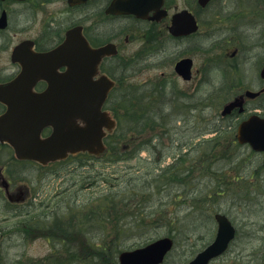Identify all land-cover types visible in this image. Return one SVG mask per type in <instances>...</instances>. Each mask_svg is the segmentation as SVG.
I'll list each match as a JSON object with an SVG mask.
<instances>
[{
    "label": "rangeland",
    "instance_id": "1",
    "mask_svg": "<svg viewBox=\"0 0 264 264\" xmlns=\"http://www.w3.org/2000/svg\"><path fill=\"white\" fill-rule=\"evenodd\" d=\"M217 13L218 12L214 10V14ZM222 15L224 16L225 13ZM66 28L67 26L63 28V31ZM36 29V37L39 38L43 28L38 25ZM15 38L16 37H13V39ZM139 43L140 42L130 45L128 50L127 48H124L120 52V56L128 57L131 52L138 49ZM198 43L201 44L199 41ZM231 46L239 47V44L235 41L234 43L228 44V46L226 45L223 53L227 51L229 54L228 51H231L229 49ZM179 50H185V46L182 45ZM171 52L174 53V50H171ZM244 55L245 58L243 60L247 61L242 64V71L246 74V77L251 76L253 78V84L256 85V82L259 80V70L264 63V60L262 62L264 56H262V53L260 52H254L252 58H249V54ZM213 57H216V60H218L217 57L222 56H216L214 54ZM237 57L239 60H242L243 55L240 53ZM171 58L173 57L171 56L167 58L168 62L163 67H150V69L138 72L135 74L134 79L146 80L148 76L150 78L163 76L164 79L173 84V88L186 89L189 87L188 83L179 80V78L174 75L173 65L170 62ZM202 62V59L198 58V61L196 62L197 69L202 67ZM222 65L225 66L224 62H222ZM2 68L5 69L2 70ZM13 69L9 54H3V57L0 60V70H2L0 76L7 77ZM219 73L220 71L211 72L213 86L204 85L201 91L199 90V94L211 92L212 94H209L212 95V98L224 94V87L219 85ZM242 83H244V81ZM199 85L200 82L196 83V88ZM225 88L228 89L227 87ZM256 88L257 87H255V89ZM229 92L231 93V97L233 93L237 94L240 90H229ZM211 108L215 109L212 111H203L204 114L215 112L219 107L212 106ZM258 112L262 113L261 110ZM199 114L200 113L194 115L199 116ZM235 125L236 122L233 123V126ZM166 133L168 134L169 132L166 131ZM189 133L190 132L185 135H183L184 133L175 134L173 139L169 136L162 137L160 142L162 144L163 152H172L173 146H178V144L172 143V140L174 139L177 143L182 142V144H185V141L187 140L186 138L191 137V144L197 143L199 139H194V135H190ZM212 137H214V135L209 137L206 136L204 138L211 139ZM232 142L233 136L231 135V132H224L220 136V147L216 150V154L213 153V158L209 160L212 163L211 166H214L212 167V172L209 178L202 177L200 179H193L189 185H183L184 187H167L165 190L156 193V196L153 198L157 204L159 202L164 204L166 210L171 211L177 208L175 214L180 218V223L173 226L174 230L170 232L175 238V250L169 255L165 264H186L205 246L211 243L215 238L217 231V224L214 221V215L216 213L226 214L233 221V224L238 230V237L231 246L230 252L217 259L214 264H264V171L260 169L263 165V155L258 153H255L254 155L248 148H243L241 153L237 154L238 152H236L234 148V154L231 155L230 159L221 160L220 157L225 153H227V155L229 154L227 147H231L230 144ZM211 146V144L207 143L201 148L210 151ZM141 158V161L134 159L129 163L121 162L112 165L105 164L103 161L89 160L86 161V165L84 166L81 165V162L74 160L68 161L63 165L54 168L53 171H44L39 169L36 165L26 164L20 166L19 169H15V174H19V179L22 181L15 183L14 189H17L18 187L29 188L31 191L30 193L33 194L31 202L38 207H42L43 210H46L47 214L50 215L49 212L52 208H55L59 202L63 201L64 204L69 203L72 195L71 186L79 183L81 180L86 182L89 177L92 178L95 176V179L97 180H101L100 176L115 177L118 179L117 183H119V186H116V188L124 190L123 192L125 195H128L131 188H137L136 190L139 191H141L139 188L146 189V187L152 183L150 182L151 177L148 172L149 168H151L154 163L152 162L150 164V158L147 153H143ZM0 159V167L3 163L5 165L9 164L12 159V154L10 155L6 148L0 149ZM168 162H170V160H168ZM8 170L11 169L7 166L5 168L6 175H9V173H7ZM258 170L260 173L255 174ZM195 174H197V172H195L194 175ZM237 176L244 177L245 182H232V179L234 180ZM133 180L137 185L131 183ZM81 184L82 183H80V185ZM99 184L100 187L95 190H84L80 195L79 203L86 202L90 199L96 198L98 195L107 193L109 185L102 180L99 181ZM127 186L131 188H128ZM185 194L188 195L189 199L192 198L190 197L192 194L199 198L206 197V199L208 198V194H211V199H207V202L202 201L199 203L201 204L200 210L194 214H190V210L187 208L188 205L187 207L183 205L188 198L185 199L180 197ZM152 204L153 203H146L145 206H152ZM29 207V205H26V207L18 208V210L15 209L16 207L11 206L8 199L6 200L5 197L0 199V221L6 218L4 222H0V264H35L36 262L27 261H40V259L49 254L51 245L48 242L49 237L47 235L41 236L40 234L32 233V230L28 232L26 237L24 236V233H21L23 232L21 220L27 218L25 215H27L26 210ZM74 209L75 207L69 208V211L64 213L68 214ZM150 209L152 208H149L148 210ZM64 210L65 209L60 211ZM33 212L34 213L28 217L31 218V223L39 224L41 220L37 214L41 213L42 217L44 212H42V210L41 212H38V210ZM74 213H76V210H74ZM166 216L168 219L173 217L170 213ZM105 223L104 225L101 223V228H104L107 230L106 232H109L107 228H111V226ZM5 225L8 228L1 229L2 226ZM87 226V224L82 223L78 232H81L86 228L85 231L87 234L90 233L88 230L91 231V228H100L99 225H96L95 227ZM176 227L178 228L176 229ZM18 228H21L20 234L16 232L18 231ZM141 229L143 232L137 235V238L133 237L129 239L125 246H133L158 237H165L166 231L159 229V226L149 224L147 227ZM103 235L102 232L100 235L90 233L86 237V235L82 236L76 232L74 236L67 239V241L73 245V247L70 248L75 255H78L80 259H85L87 254L86 247H88L86 243L93 242L97 244L99 239L100 241L102 240ZM58 255L60 256V254ZM62 259L65 258L62 257Z\"/></svg>",
    "mask_w": 264,
    "mask_h": 264
},
{
    "label": "flooded vegetation",
    "instance_id": "2",
    "mask_svg": "<svg viewBox=\"0 0 264 264\" xmlns=\"http://www.w3.org/2000/svg\"><path fill=\"white\" fill-rule=\"evenodd\" d=\"M114 1L0 0V21L4 17V23L0 22V60L5 53L11 56L13 50L24 41L32 42V49L36 52L56 49L65 40L66 33L70 29L79 28L92 48L113 44L118 50L116 57L103 59L99 66L100 75H107L112 80L116 79L112 75L118 72V67L121 66L120 52L140 42L137 50L124 57L129 63L127 67L129 74L134 70H143L149 65H161L168 61L166 58L172 56V48L175 64L184 58H191L195 67L198 58H201L203 65L193 70V74L195 72L202 77V82L208 83L206 81L212 80L213 55L217 50L223 54L221 60L225 65L220 72L223 80L221 84L224 88H228L226 89L228 92L240 90L237 94L233 93L232 101L244 96L247 91L261 92L255 98L246 96L243 101L244 112H240L239 108L235 109L221 124L225 123L224 125L232 128L234 122L243 121L253 112L261 110L264 113V92H262L264 80L260 75L261 70L256 85L253 84V78L246 77L242 71V64L247 61L243 60L244 54H249V58H252L254 52H260L264 56V0H209L205 4L200 0H163L160 7L159 0H129L131 4H137L145 10L149 9L146 18L139 17L135 13L111 12ZM158 9L166 10V17L161 18L157 13ZM214 10L218 13L214 14ZM183 14L185 15L182 16ZM191 16L198 24L197 31H191L193 28ZM175 17L177 23L183 25L184 32L177 36L169 32ZM38 25L43 28L39 38L36 37ZM235 41L239 47L231 46L233 48L229 47L231 50L228 51L229 54L227 51L223 53L225 46ZM182 45L185 46V50L180 51ZM240 53L243 55L242 60L237 57ZM158 58L162 61L155 63ZM12 66L15 71L5 78L11 79L20 72L18 64ZM195 78L193 76V79ZM256 86L258 87L255 89ZM47 87L45 83L37 86L40 91ZM0 109L2 114L5 108L0 105ZM14 187L15 183L5 182L0 171L2 197L11 194L14 201H20L22 192L26 195L31 194L29 188L14 189ZM24 198L22 202L9 203L16 207L15 209L26 207V197Z\"/></svg>",
    "mask_w": 264,
    "mask_h": 264
},
{
    "label": "trees",
    "instance_id": "3",
    "mask_svg": "<svg viewBox=\"0 0 264 264\" xmlns=\"http://www.w3.org/2000/svg\"><path fill=\"white\" fill-rule=\"evenodd\" d=\"M122 64L123 74H113L118 79V86L114 90L108 106V109L117 120V128L106 140L107 152L103 155L102 161L110 165L121 162L129 163L134 159L141 161V152L147 151L151 158L150 164L154 163L148 172L152 183L146 189L139 188L141 191L136 190L137 188L128 187V185L127 187L131 189L128 195H125L124 190L116 188V186H119V183H117L118 179L100 176L101 180L109 185L107 193L98 196L94 200L79 204L74 209L76 213L73 210L66 214L60 211L62 208H56L50 215L47 214V211H44L42 217L40 214L38 216L41 220L39 224L31 223L32 221L27 220V218L21 220L23 232L20 231L21 228H18V233H24L26 237L28 232L32 230V233L40 234L41 236L47 235L52 246L51 254L46 258L40 261L27 262H36L35 264H113L117 261L119 253L130 247L128 245L125 246L126 242L133 237L137 238V235L143 232L140 228L148 226L147 220L153 221L151 217L162 215V217H158L153 221L154 225L159 226L164 222L163 216L172 212V210H166L164 204H157L153 200L156 193L165 190L167 187H184L189 185L193 179L210 177L214 166H211L212 163L209 160L213 158V153L216 154V150L220 147V137L217 135L216 138L206 140L203 136L214 132V130L206 129L203 132L192 130L189 134L195 135V138H192L199 139L197 143L191 144V137L186 138L185 144H182V142L176 143L178 146H173L172 152L164 153L160 139L166 136L165 131L167 129L164 124L159 123L158 119V117L170 114L169 103L172 102L176 106L175 109L178 110L173 113L179 117L176 122L184 125L191 124V122L195 121L192 120L190 114L200 113L199 115H201L208 105H205L204 102L201 105L204 107L185 104L182 108L185 111L181 112L177 105L182 104V96L163 97L162 94L165 92V87L163 86L160 89L159 84L151 89L135 86L136 84L130 83L129 75L126 73L129 64L124 61H122ZM190 99L197 101L195 98ZM165 100L169 102H164ZM207 143L212 145L210 151L201 148ZM230 146L227 147L229 154L225 153L220 157L221 160L230 159L231 155L234 154V148L238 152L237 154L241 153L243 148H247L246 146H240L235 140V136H233V142ZM184 150H187V152L184 153ZM253 154L255 155L254 152ZM170 157H173L174 161L163 167V163ZM80 162L82 166L86 165L84 161L81 160ZM260 169L264 171L263 167H260ZM195 172L197 174L194 175ZM259 173V170L255 172V174ZM232 182L245 181L244 177L237 176L234 180L232 179ZM88 183L95 187L97 183L95 176L89 177L86 182H82V187H86ZM131 183H135V181L133 180ZM210 195L208 194L207 199H211ZM190 197L192 198L189 199L186 194L181 196V198H188L186 201L192 208L190 214L200 210L201 204L199 203L202 201L207 202L206 197L199 198L194 196V194ZM146 203L153 204L147 207L145 206ZM149 208L152 209L148 210ZM82 223L87 224V227L99 225L100 228H91V231L87 228V230L96 235H100L101 232L104 234L102 240L100 241L99 239V244L90 241V243H86L88 247H86L87 254L85 259H80L78 255H75L70 248L73 245L67 241L76 232L82 236L86 235V237L90 234H86V228L78 232ZM101 223L102 225L105 223L111 226V228H107L109 232L101 228ZM62 257L65 259H62Z\"/></svg>",
    "mask_w": 264,
    "mask_h": 264
},
{
    "label": "water",
    "instance_id": "4",
    "mask_svg": "<svg viewBox=\"0 0 264 264\" xmlns=\"http://www.w3.org/2000/svg\"><path fill=\"white\" fill-rule=\"evenodd\" d=\"M162 3L159 0V6ZM134 5H123V11L144 16L149 10ZM175 31L174 23L171 32L175 34ZM76 36L77 30L71 31L66 42L50 53H33L27 60L14 56L22 71L12 82L0 85V101L8 106L7 113L0 117V142L11 145L20 160L47 165L84 151L100 155L105 150L104 128L112 131L116 127L110 115L102 111L113 82L104 77L107 81L103 80V86L88 88L92 85L91 78L96 74L99 61L109 47L92 50L86 41L83 43ZM19 50L22 48L16 52ZM59 67H67V71L59 74ZM177 70L185 79L190 78L189 61L180 63ZM41 80L48 82L50 87L42 93H35L34 87ZM247 95L255 94L248 92ZM242 98L228 104L223 114L242 106ZM46 128H52V133L43 139L42 133ZM237 140L264 154V119L254 115L243 122L238 129ZM215 218L218 230L214 241L189 264H210L223 255L235 239L236 228L229 218L222 214ZM172 246L169 238L158 240L144 248L121 253L119 264H160Z\"/></svg>",
    "mask_w": 264,
    "mask_h": 264
}]
</instances>
